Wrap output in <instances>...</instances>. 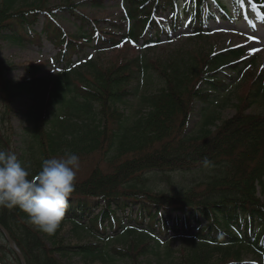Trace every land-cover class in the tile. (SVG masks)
<instances>
[{"label":"trees","instance_id":"16d2710c","mask_svg":"<svg viewBox=\"0 0 264 264\" xmlns=\"http://www.w3.org/2000/svg\"><path fill=\"white\" fill-rule=\"evenodd\" d=\"M122 1L129 26L121 24L114 31L84 14L80 3L50 8L46 0H0V41L41 47L47 39L58 49L55 60L47 63L56 62L60 69L52 79L13 81L7 76L13 66L0 59V150L16 153L33 175L44 159L65 151L79 157L98 153L105 165L83 179L76 176L54 233L30 224L19 208L0 207V223L26 264H75L74 258L79 264H144L143 256L176 239L191 249L179 252L174 262L162 258L155 264H264V259L245 262L235 246L245 243L264 254V204L257 196L264 187V114L245 112L264 96V69L250 72L256 61L246 66L249 58L241 49L175 60L169 69L156 70L158 90L142 95L143 105L136 110L127 105L140 94L141 76L155 78L151 62L139 58L105 70L93 60L86 65L89 77L73 66L75 55L89 61L90 47L101 52L141 39L147 46L162 41L163 35L170 40L181 28L202 35L217 14L227 20L253 14L261 20V8L255 0ZM92 2L100 7L104 0ZM62 13L78 22L77 33L68 34L60 25ZM166 15L168 28L159 22ZM40 17L44 22L37 31L33 26ZM27 66L34 74L42 67ZM237 76L236 86L251 77L243 106L217 126V116L206 112ZM18 98L33 104L16 134L9 123ZM196 101L205 118L198 131L187 133ZM193 169L206 174L197 188L168 195L154 193L146 184L149 175ZM66 222L78 242L61 235ZM130 234L133 244L114 243ZM2 237L0 264H23ZM172 252L169 248L166 253Z\"/></svg>","mask_w":264,"mask_h":264},{"label":"rangeland","instance_id":"374dc122","mask_svg":"<svg viewBox=\"0 0 264 264\" xmlns=\"http://www.w3.org/2000/svg\"><path fill=\"white\" fill-rule=\"evenodd\" d=\"M261 4L262 12L264 19V0H256ZM122 0H104L102 6H95L92 0H46L45 5L50 8H55L62 6L67 3H80L78 5L79 9L89 16L90 18L99 20V25L101 27H106L117 31L118 25L121 24L129 26L125 18V10ZM233 16V12L230 13ZM218 17L216 20H212L208 29L202 35H194L191 31L185 28L179 29L170 40H167L166 35L162 36V41L157 42L156 44H151L144 46L143 40L139 42L127 41L122 43L119 46L106 49L101 52H96L93 47H90L86 50L90 55V59L87 62L86 58L83 55H75L73 58V66L75 70H80L82 74L86 77H89V73L86 65L90 61L95 60L97 65L105 70H108L112 67H116L120 64L139 61L140 62H151L150 65L153 66L152 74L155 75V78L142 77L137 83L140 84V94L137 98H134L127 107L138 110L143 105L142 95H149L153 92H156L159 87L160 77L156 72L157 69H169V65L172 61L182 60L184 58H189L192 55H196L197 59H200V56H208L209 53L218 52L226 49H241L245 52V56L249 59L246 62V66L250 65V60H255L256 64L249 68L250 72H259L264 69V20L256 19L255 15L251 16L237 17L232 20L223 19ZM44 18L40 17L34 29L41 31ZM58 22L67 31L68 34L77 33L78 22L69 14L62 13L58 16ZM159 22L166 28L170 27V19L168 15L161 16ZM249 22H252L253 25H250ZM117 25V26H115ZM156 32L155 29L152 31ZM58 49L53 46L47 39H44L43 45L38 47L36 45L22 47L10 43L7 40L0 41V59L4 60L6 63L12 65L13 67L8 71L7 76L13 81H21L26 78L33 76H42L52 79L59 72L58 66L53 62L48 64L49 60H55L57 56ZM27 64H41L42 67L37 74H34L30 71ZM248 64V65H247ZM240 76H237V79L232 83L229 90L223 94L219 95L214 100V107H211L206 115L215 114L217 116L216 125H220L222 121L232 118L236 112L238 105L243 106L242 98L247 95V92L250 88V79L248 77L247 82H241L242 85L236 86L237 81ZM151 79V81H149ZM154 80V81H153ZM26 98V97H25ZM25 98H18L13 103L14 111L10 114V123L14 129V132H21L22 126L27 122L26 113L29 108L32 106L33 102L25 100ZM201 103V102H200ZM198 101L194 103V113L191 117L189 124L186 126L187 133L198 131L203 125V118L201 111V104ZM99 108V106H98ZM242 109H245L243 107ZM246 113H257L264 114V96L259 98L258 102L249 106ZM26 113V114H25ZM214 130V127L212 128ZM18 136H15L17 139ZM80 167L77 171L76 176L78 179H83L89 175V173L98 165L105 166L104 162L100 158L98 153L79 157ZM206 174L203 171L193 169L192 171L186 172H172L170 175H164L162 177L156 175H149L150 178L146 181V184L150 190L154 193H165L168 195H173L179 191L188 189V188H197L204 179ZM257 196L264 204V187H259L257 190ZM72 224L66 222L62 227L61 235L65 236L68 242L74 243L78 242L79 238L71 230ZM132 234L129 237H121L118 240H115V244L118 245H131L130 242ZM172 233L170 234V236ZM169 236V238H170ZM166 239V241L169 240ZM88 239V238H86ZM4 238L0 233V244L3 243ZM143 245L144 243H137ZM236 248L240 247L242 250V259L245 262L258 261L259 259H264V254L255 251V249L248 244L238 243L235 245ZM170 249L173 252L168 255L166 252ZM187 248V249H186ZM189 248V249H188ZM191 247L184 243L183 241L176 239L170 241L168 244H162L159 250L149 253L147 256H143L140 260L144 264H155L157 259L163 260L164 258H169L171 262L176 260L179 252L185 250H190ZM224 250V248H223ZM163 258V259H162ZM73 262L79 264L78 258H74ZM78 262V263H77ZM103 264V263H95ZM118 264H133L130 261H120Z\"/></svg>","mask_w":264,"mask_h":264},{"label":"clouds","instance_id":"9594fccd","mask_svg":"<svg viewBox=\"0 0 264 264\" xmlns=\"http://www.w3.org/2000/svg\"><path fill=\"white\" fill-rule=\"evenodd\" d=\"M79 167V156L65 151L44 159L33 175L16 153L0 150V207L19 208L30 224L54 233L65 215Z\"/></svg>","mask_w":264,"mask_h":264},{"label":"water","instance_id":"95a60500","mask_svg":"<svg viewBox=\"0 0 264 264\" xmlns=\"http://www.w3.org/2000/svg\"><path fill=\"white\" fill-rule=\"evenodd\" d=\"M0 231L5 236L10 248L12 250H14L18 254V256L21 259L22 263L26 264V260H25L24 255L21 253V251L17 247V245H16L15 241L13 240V238L11 237V234L9 233V231L1 223H0Z\"/></svg>","mask_w":264,"mask_h":264}]
</instances>
